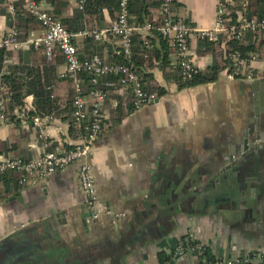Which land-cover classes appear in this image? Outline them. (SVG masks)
<instances>
[{"label":"crops","instance_id":"crops-1","mask_svg":"<svg viewBox=\"0 0 264 264\" xmlns=\"http://www.w3.org/2000/svg\"><path fill=\"white\" fill-rule=\"evenodd\" d=\"M38 1L71 32L101 30L113 19L103 9L99 26L87 27L79 0ZM172 9L173 15L186 22L209 28L216 2L173 0ZM159 14L160 8L153 10V18ZM145 25L149 24L138 26ZM40 29L20 2H14L13 11L9 0H0V39L15 30L18 39L25 40L30 32L38 35ZM226 35L220 34V45L211 47L200 38L189 39L188 53L199 71L224 63ZM74 41L79 56L97 54L114 63L118 37L84 35ZM155 44L161 63L152 71L151 85L162 92L151 103L134 109L131 90L114 84L113 75L103 76L113 85L103 103L106 125L91 154L98 217L88 218L77 182V163L43 178L32 176L26 184L17 185L18 190L8 176L0 180V188L8 184L7 197L0 200V240L48 220L53 231L50 241L65 257L62 264H161L159 256L171 255L188 233L204 243L214 259L264 251V84L257 83V78L264 77V52L262 60L253 64L256 75L252 79H226V64L214 81L180 87L178 70L169 66L173 65L170 44L165 49L158 40ZM6 50L3 72L30 68L38 80L51 81L61 100L67 98L70 86L61 81L66 65L58 50L50 59L41 45ZM165 52L169 65L162 61ZM24 101L32 108V95ZM47 119L50 149L80 142L81 138L69 132L70 123ZM37 134L31 122L0 124V156L20 152L25 159L37 157L49 149ZM258 143L261 148L251 149L250 144ZM230 159L238 165L237 171L228 167ZM253 162L258 163L249 167ZM230 182L238 190L236 199L229 197ZM206 191L211 205L197 211L198 205L190 199L204 205ZM34 233L43 235V228ZM184 255L171 256L168 264H202L198 254Z\"/></svg>","mask_w":264,"mask_h":264},{"label":"built area","instance_id":"built-area-1","mask_svg":"<svg viewBox=\"0 0 264 264\" xmlns=\"http://www.w3.org/2000/svg\"><path fill=\"white\" fill-rule=\"evenodd\" d=\"M9 1L10 9L13 11L14 2H20L23 8L39 22L41 29L38 35L30 32L25 40L18 39L15 30H9L0 39V48L22 49L28 45H42L44 54L48 59L52 57L55 50L60 52L66 65L62 77L71 78L74 85L73 124H82L85 134L78 144L66 148L50 149L51 136L46 131L48 119L29 114V106L18 107L12 117L8 116L1 99L0 124L31 122L38 130V138L44 147L49 149L32 159H25L20 156H0V173L15 171L19 175L18 183L24 185L32 176L43 178L52 173L63 172L71 164L77 163V182L85 197V206L89 212L88 218L90 220L96 219L99 215L97 211L99 201L92 175L91 154L93 144L104 125L103 103L106 92L103 88L98 87L100 78L105 75L117 76L114 84L127 86L131 90L134 109L151 103L155 99V94L143 88L140 77L128 64L107 62L97 54L85 59L80 58L74 38L89 35L98 39L103 34H114L118 37L121 52L130 58L132 54L131 33L135 30L155 29L168 39L171 47L172 64L178 69L180 79L185 82L193 78L199 71L188 53L190 38L217 40L220 34H230L235 40L241 41L247 32L253 35L264 34V0H259L261 3V15L259 17L246 16L245 10L248 0H215V17L212 26L209 28L194 26L186 22L182 16L173 15L171 12L173 0H161L160 13L162 18L159 24L134 26L128 22V0H118L117 16L110 21L107 28L79 32L67 30L58 18L42 7L38 0ZM84 4L85 0H79L81 8ZM235 5L241 7L239 16L236 22L228 24L225 17L226 8ZM225 59L227 65L224 72L225 78L228 80L254 78L256 74L253 64L262 60L257 52L243 53L238 49L226 51ZM82 71L88 74L89 82L92 85L86 93L79 76ZM112 85L113 81L106 82V86ZM1 88L4 89V84H1ZM28 105L31 104L28 103ZM206 248L204 243L196 241L192 233H188L178 242L171 255L177 258L182 257L187 252H194L200 256L202 264H264V251L248 252L224 259H209L202 254Z\"/></svg>","mask_w":264,"mask_h":264},{"label":"trees","instance_id":"trees-1","mask_svg":"<svg viewBox=\"0 0 264 264\" xmlns=\"http://www.w3.org/2000/svg\"><path fill=\"white\" fill-rule=\"evenodd\" d=\"M159 8H160V0H128V22L131 25H135V26L143 25V24H149L153 26L157 25L161 21L162 15L160 13L158 17L153 18V10ZM103 9H106L111 17L113 18L116 17L119 9L118 0H86L85 1V4L83 6V13L86 18L87 27L99 26L98 20L99 19L102 20ZM240 10L241 7L237 5L227 7L225 11V17L227 18L226 23L231 24L236 22ZM245 11H246V16L248 17H259L261 15L260 1L248 0L247 8ZM171 12L173 13L172 6H171ZM29 15L33 19V16L30 13ZM62 24L65 27L63 22ZM107 35L117 38V36L111 33H108ZM225 39H227L226 42L227 51L238 49L243 53L257 52L260 56H262L264 52V34L253 35L247 32L244 34L243 39L241 41L235 40L230 34H227L225 36ZM157 40L158 43L163 45L162 47L164 49L169 47L168 39L164 38V36H162L161 33L155 29H150L149 33L146 34L139 31H133L131 33L132 54L130 58L124 56L120 48L118 47L115 55V59L113 60V62L125 63L130 65L140 77L143 88L146 89L147 91L153 92L155 94V98L158 97L162 92V90H160L157 86L151 85V83L153 82L152 71L161 63L159 61L160 58L155 48L156 45L155 43ZM201 41L205 46H210V47L213 45L219 46L221 43V38L219 37L217 40L201 39ZM169 50H171V47H169ZM6 51L7 50L5 48H0V74H1L0 85L4 84V89L3 90L0 89V100L1 99L3 100L6 114L12 117L16 108L21 106H26L24 98L27 95H32L33 104H32V108H29V114L68 122L71 124V128L69 130L71 135L76 138H82L85 134L82 124H73L72 100L74 96V85L71 78L66 76L61 80L70 86V90L68 92L67 98L61 100L60 97L56 95L54 88L51 86L52 84L51 81L48 80L46 81L43 79L38 80L37 74L30 68H24V66H22V67L13 68L11 72L8 74L3 72L2 68L6 65L5 64ZM167 56L168 53L165 52L162 61L165 62V64L169 65L170 62L168 61ZM80 58L85 59L88 58V56L87 57L80 56ZM225 65H226V60H224V63H221V65H213L210 66L208 69L198 71V73L195 74L193 78L185 82L180 79L178 73L177 78L179 81V86L184 87V86H191L195 84L214 81L215 79H217L218 73L223 67H225ZM169 66H173V65L170 64ZM79 76L81 77L82 80L83 90L86 93L88 89L91 88L92 86L89 82L88 74L82 71L79 73ZM111 78L112 80L114 79L115 81L117 80V76ZM107 81H111V80H107V77H101L98 83V87L103 88L105 92L109 90V87L110 88L112 87V86L108 87L105 85ZM87 112L89 114L88 108H87ZM105 125L106 124L104 123L103 128L99 134L102 133ZM1 145L3 147H8V148L10 147L6 144H1ZM43 153L44 152H42L41 154ZM19 155L20 152H15L11 156H19ZM28 159H32V158H28ZM8 176H9L8 178L9 180H13L14 183H17L14 187L15 189L18 190L21 187V185L18 183L19 175L15 171H5L3 173H0V178H1L0 180L5 181L6 177ZM17 185L20 187H18ZM7 193H8V184L5 186V188L4 186L0 188V200L5 199L7 197ZM202 254L206 258L214 259L211 256L208 248H206ZM171 256L172 255L161 254L159 256L160 263L168 264Z\"/></svg>","mask_w":264,"mask_h":264},{"label":"water","instance_id":"water-1","mask_svg":"<svg viewBox=\"0 0 264 264\" xmlns=\"http://www.w3.org/2000/svg\"><path fill=\"white\" fill-rule=\"evenodd\" d=\"M25 56L28 54L27 50L24 51ZM258 84H264V77L257 78ZM252 130H256V126L252 127ZM246 136V135H245ZM258 141L260 136L256 135ZM245 139L243 140L245 148ZM260 142V141H259ZM251 149H259L262 146V143H258L255 146L250 144ZM246 149V148H245ZM257 160V159H256ZM228 167L232 168L235 171L238 170V165L232 159ZM239 163V162H238ZM258 163V162H256ZM256 163H251L249 167H252ZM231 184V185H230ZM229 189L228 194L230 198L236 199L238 190L230 182L227 185ZM240 187L239 190H241ZM206 196L204 197V205L199 204L200 201L190 199L197 206V211H201L204 208H209L211 205V199L207 197L209 192H205ZM85 220V219H84ZM48 220L38 221L28 226L22 227L18 232H14L12 235H9L0 240V264H45L48 261H52L54 264H62L65 257L60 250L54 247L53 242L50 240L53 238L52 228L48 227ZM43 228L42 234H35L34 231ZM186 255H184V258Z\"/></svg>","mask_w":264,"mask_h":264}]
</instances>
